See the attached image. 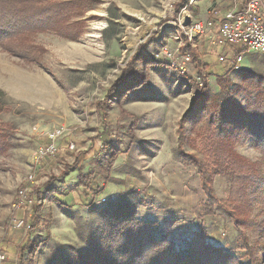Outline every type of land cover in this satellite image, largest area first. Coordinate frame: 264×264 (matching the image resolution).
<instances>
[{
	"label": "rangeland",
	"instance_id": "374dc122",
	"mask_svg": "<svg viewBox=\"0 0 264 264\" xmlns=\"http://www.w3.org/2000/svg\"><path fill=\"white\" fill-rule=\"evenodd\" d=\"M87 3L76 41L48 33L37 36L47 50L43 65L49 73L0 51V64L8 69H0V78L18 94L0 88L6 94L0 128L7 130L11 144L0 154V264L27 263L22 250L27 239L42 241L32 264H47L55 243L81 247L78 216L96 220L97 209L107 200L127 194L144 199L137 218L153 221L157 235L177 240L201 227L209 244L241 255V231L250 243L260 238L254 227L237 228L225 207L229 177L213 178L218 203L214 214H207L200 174L178 155L205 156L200 127L221 83L229 84L240 103L244 89L264 90V51L245 53L241 67L232 70L231 50L213 46L207 34L190 40L185 26L201 21L208 10L209 4L201 0ZM149 59L157 63L138 76L146 84L119 101L112 94L114 83L123 87L119 79L124 69L140 71ZM204 83L207 98L185 117ZM58 128L63 130L55 140L59 150L42 159L40 149L50 144L45 137ZM105 139L117 153L109 171L105 168L111 150H104ZM233 146L238 156L264 173L260 152L249 139ZM78 169L91 171V179L104 187L91 205L81 199ZM22 188L25 192L18 195ZM35 189L43 194L38 196ZM255 197L250 189L245 217L260 222L264 213ZM34 208L37 221L30 227Z\"/></svg>",
	"mask_w": 264,
	"mask_h": 264
},
{
	"label": "trees",
	"instance_id": "16d2710c",
	"mask_svg": "<svg viewBox=\"0 0 264 264\" xmlns=\"http://www.w3.org/2000/svg\"><path fill=\"white\" fill-rule=\"evenodd\" d=\"M88 1L0 0V51L25 65H38L49 73L43 65L47 50L37 43V36L48 33L76 41L82 32L81 18L89 10ZM156 63L154 59L143 60V68L136 72L126 67L119 79L124 86L119 88V85L116 86L118 81L115 82L112 94L122 101L130 92L142 88L146 78L140 80L139 73L145 76L147 69ZM228 85L220 84V91L211 98L202 120V133L199 135L203 139L205 156L190 159L178 156L183 164H194L200 174L207 214H214V205L218 203L213 192V178L218 174L229 177L225 207L237 228L240 224L245 228H256L259 240L250 243L246 233L241 231L238 247L243 253L238 255L209 244L201 227L189 237L166 239L155 233L153 221L137 218V208L146 203L144 199L137 194H127L107 200L97 209L96 220H83L78 216L76 232L82 246L55 243L47 257V264H264V220L256 222L245 217L249 212L247 197L250 189L256 192L255 203L264 213V173L250 159L238 156L233 146L238 140L249 139L260 152L264 165V90L244 89V103H240L235 100ZM208 88L204 83L200 92L192 97L185 117L207 98ZM5 97V92L0 89V111ZM104 142V150H111L105 168L109 171L117 153L110 147V140L105 139ZM10 147L8 132L1 127L0 154H5ZM58 150L57 147L42 159L53 156ZM87 174L77 170L79 192L83 195L81 199L84 204L91 205L104 187L95 178L91 179V171ZM23 189L18 191V195ZM35 190L38 196L43 194L42 190ZM36 212L34 208L30 227L37 221ZM41 243L27 239L22 245V250L27 253L25 264H32Z\"/></svg>",
	"mask_w": 264,
	"mask_h": 264
},
{
	"label": "built area",
	"instance_id": "2783aa9c",
	"mask_svg": "<svg viewBox=\"0 0 264 264\" xmlns=\"http://www.w3.org/2000/svg\"><path fill=\"white\" fill-rule=\"evenodd\" d=\"M227 1L232 7L220 18L217 31L212 32L213 21L208 19L187 24L185 35L191 40L207 34L213 46L231 50L230 65L232 70H237L245 53L264 51V0H245L240 8H237L238 0ZM225 55L219 56L218 60L223 61ZM62 133L63 130L58 128L47 134L50 144L40 149L41 158L56 150L55 140Z\"/></svg>",
	"mask_w": 264,
	"mask_h": 264
},
{
	"label": "crops",
	"instance_id": "0c3cea01",
	"mask_svg": "<svg viewBox=\"0 0 264 264\" xmlns=\"http://www.w3.org/2000/svg\"><path fill=\"white\" fill-rule=\"evenodd\" d=\"M245 0H242V3L237 4V8H240ZM201 2L208 3V10L204 14V18L201 21H206L211 19L213 21L212 32L217 31L219 27L220 18L224 15L226 11H228L232 5L227 0H201ZM201 10V8H200ZM202 12V11H201ZM202 15V14H201ZM218 48V47H217ZM1 70H8L5 64H0ZM7 85V82L4 81L3 78H0V88L3 90H9L14 95H18L13 92Z\"/></svg>",
	"mask_w": 264,
	"mask_h": 264
}]
</instances>
